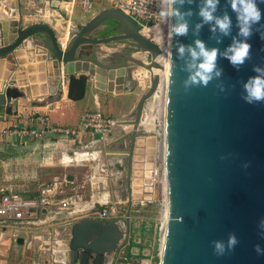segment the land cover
Returning <instances> with one entry per match:
<instances>
[{"label": "water", "instance_id": "95a60500", "mask_svg": "<svg viewBox=\"0 0 264 264\" xmlns=\"http://www.w3.org/2000/svg\"><path fill=\"white\" fill-rule=\"evenodd\" d=\"M257 3L264 13V3L260 0ZM188 7L193 13L198 10L196 3L184 6L185 9ZM225 10L232 18L231 35L235 36L238 32L235 14L228 7L227 0H220L217 14ZM109 20L114 21L115 34L91 38L90 33ZM198 22L199 18L193 15L189 34L169 41L168 54L171 49L175 66L170 69L168 59L165 60L168 75L162 173L159 171L156 178L148 179L141 187L147 201L152 196L161 198L158 190L162 185L165 191L167 225L158 264H264V255H257L253 249L256 244L264 249V237L259 227V221L264 219V103L244 102L240 86V82L255 75L252 71L254 65L264 66V39L254 28L247 41L251 44V59L239 70L226 58L218 59L226 92L220 93L215 87L217 81H213L206 88H192L186 93L182 87L186 73L180 71L183 61L176 59L175 46L177 42L185 45L193 43L192 26ZM260 23L264 24V16ZM52 27L32 24L17 29L14 41L0 46V110L5 109L7 114L11 113V101L23 95L46 96L48 100L58 98L65 82L67 98L81 100L88 78L95 76L94 71L88 68L87 61L93 62L90 58L84 62L83 68H78L76 50L82 44L97 46L114 41H132L141 52H146V48L153 53L164 54L137 30L128 16L115 8L100 11L74 34L68 35L65 46L60 42L64 32L59 31L58 35ZM40 34L45 36V42L28 50L20 48L27 38ZM210 37L209 26L204 25L198 38L207 46L223 51L231 43V36L223 37L220 44ZM61 64L65 66L63 72L60 71ZM92 64L104 71L109 69L94 62ZM128 67V63L123 62L114 68H123V76L127 74L124 68ZM78 72L81 74L75 77ZM12 73V79L19 88H5ZM122 76L120 85H123ZM28 84L30 87L24 88ZM131 84L134 85L133 82ZM129 89L125 88L126 91ZM154 90L155 80L150 81V87L132 109L134 119L118 122L119 126L132 127L131 146L139 136L137 131L144 104ZM110 91L113 92V89ZM245 164L247 167L243 166ZM161 177L162 182H159ZM128 192L130 198L133 197L132 186ZM129 230L128 217L124 228L119 222L91 217L74 222L70 229L71 263L104 264L106 254H113L120 245H126L123 243ZM229 233H234L239 241L234 250L223 256L214 255L211 242L226 241ZM122 247L112 264L123 251ZM128 254L138 256L130 250Z\"/></svg>", "mask_w": 264, "mask_h": 264}, {"label": "crops", "instance_id": "0c3cea01", "mask_svg": "<svg viewBox=\"0 0 264 264\" xmlns=\"http://www.w3.org/2000/svg\"><path fill=\"white\" fill-rule=\"evenodd\" d=\"M109 8H112V6L105 0H95L93 10L88 14L83 13L76 2L69 5L59 3L40 4L33 0H0V46L12 43L16 37L15 32L17 29H24L32 24L53 25L52 28L57 34L59 31L65 32L63 42V46H65L68 35L70 37L80 26L89 22L100 11ZM113 22V20H109L98 27L93 31L97 35L91 36V38H102L107 36L108 33L110 35L115 34L113 33ZM44 38L43 34L27 38L20 48L28 50L35 44L45 42ZM99 49L107 51L108 54L105 57L111 58V64L115 62L114 49L82 44L76 50V58L79 60L77 63L79 62L80 66L73 63L74 66L83 68L84 62L89 58L99 66H103L102 59H104V55L98 52ZM93 62L87 61L89 70H93L95 76L88 78L84 97L81 100L72 101L67 98V82L63 83L60 96L52 100H48L46 96L30 97L23 95L11 101L10 114H7L5 109L0 110V132L13 126L39 127L36 118L40 116L46 117L49 125L67 127L77 126L82 114L86 111L99 110L106 116L105 113H109L115 120L127 116L140 97L130 94L134 91L130 81L120 85L123 69L114 68L115 65H111L108 70L104 71L101 67L92 64ZM64 70L65 66L61 64L60 71L63 72ZM79 74L81 72L76 73L75 77ZM12 78L13 73L8 78V85L5 88H19ZM113 85H120V91H110ZM28 87H30V84L24 86V88ZM126 87L130 88L129 94H126ZM126 101L130 106L123 108V103ZM120 127L113 129L104 140H110L111 143H114L116 129ZM30 141L34 143L32 142L31 145ZM94 141L96 142V140L91 141V138L85 134L76 138L46 136L41 140L29 139L23 143L0 137V194L18 193L26 197H33L39 195L40 191L47 185L52 184V187L45 193L47 203L43 205L35 223L13 226L0 225V264H25V262H27L26 264L29 262L30 264H72L69 250L71 225L68 228V224H64L61 220L73 215L88 218L103 209L101 196L93 193L89 196L88 201H83L84 195L81 192V188L87 182L91 191L98 188L99 182H97L96 177H93L96 174L94 168H92L91 174H86L82 180H79L75 174L79 160L84 154H80L76 150L77 148L73 149V147L80 144L88 148L93 145ZM49 142L52 145L67 146L65 148L68 149V157L66 158L63 154L57 157V164L67 163L71 173H74L66 175L64 179L54 177L51 182L42 184L38 188L39 174L41 170H44L41 168L43 162L39 161V149L41 146L49 147ZM91 153H86L87 159L94 158V152L91 151ZM55 163L52 154V158L48 161V167H53L52 165ZM30 190H34L33 195L28 194ZM66 191L71 192L68 194L69 196L65 194ZM63 202L66 203V207H62ZM98 207L100 208L98 209ZM60 228H64L65 232H62L66 233L64 237ZM52 239L53 242H51ZM132 239L130 235L129 240L132 241ZM134 242L139 243L140 238H136V241L133 240ZM36 245H38L37 248H35ZM128 245L127 253L129 250L137 253V257H141L138 259L141 264H151L153 260L155 261L158 258L155 242L151 245V242L145 240L141 247ZM26 256L30 261L25 260ZM37 256H43L44 260L40 263L36 260ZM77 262L75 261L73 264H78Z\"/></svg>", "mask_w": 264, "mask_h": 264}, {"label": "rangeland", "instance_id": "374dc122", "mask_svg": "<svg viewBox=\"0 0 264 264\" xmlns=\"http://www.w3.org/2000/svg\"><path fill=\"white\" fill-rule=\"evenodd\" d=\"M111 9V8H110ZM97 34L94 32L90 33V36H96ZM110 33L107 34L109 36ZM106 37V36H105ZM160 45V44H159ZM97 46H104L108 49H114L117 52H113L114 63L111 64L110 57H105L107 55V51L98 50L104 55V59H102V65L106 67H111V65H120L123 62L130 66V68H124L127 74L122 76L123 84L126 81L133 82V92L130 94L135 95L136 97H141L144 92L150 87V72L143 68H139L135 66L132 62V59L141 63H152V56L146 52H141L136 47V43L132 41L123 42V41H114L106 44H101ZM113 51V50H112ZM132 57V59H131ZM106 58V59H105ZM130 58V59H129ZM128 61V62H127ZM133 64V66H132ZM125 92V91H124ZM129 91L126 92V94ZM160 92V91H159ZM129 94V93H128ZM158 90L155 93L154 97H152L146 104L145 109L142 113V118L144 121H148L150 125L145 127L143 125L144 121H141L140 128L138 129L139 136L135 139L134 145L131 146V138L130 134L133 129L129 125L121 126L117 128L115 132V142L111 143L110 140H99L94 139L92 144L88 148L83 147L80 144H76L73 149L79 151L80 154H84L80 160L79 165H77V170L75 174L78 176L79 180L84 179V176L90 175L92 168L95 170V175L93 177L97 178L98 188L95 191H91L89 183H85L84 187L81 188V192L84 195L83 201H88L89 196L93 193L102 197V208L108 212V218L106 220H111L114 222L120 223V225L124 228V223L128 217L129 220V235L128 238L124 239V243L126 245H120L125 253H127V248L129 245L140 246L145 243V240L151 242V245L157 244V236L156 230L159 225V222L162 221L161 216V204L163 199L158 198L157 196H152L150 200H145L141 198L140 195H132L129 196V188L132 186V192L139 191L140 186L147 182L148 179H153V174L158 167L157 156L154 152L153 145L155 144V134L157 128H154L156 113H161L165 110V100L160 103ZM123 108L128 107V102L123 103ZM130 106V105H129ZM134 108V107H133ZM132 108V109H133ZM131 110L127 116H124L120 120L124 121H132L135 116ZM107 116L111 117L109 113H105ZM112 118V117H111ZM141 118V119H142ZM118 120V121H120ZM142 126V127H141ZM152 126V128H149ZM149 129V130H148ZM142 139V140H141ZM93 139H91L92 141ZM33 141H30L32 145ZM50 144V142H49ZM67 147L66 145H52L41 146L39 149V161L43 162L41 168L44 170L40 171L39 174V182L38 188L42 184L49 183L53 180L54 177H58L60 179H64L66 175L73 174L69 169V165L67 163L57 164V157L62 156V154L67 158ZM91 151L94 152V158L87 159L86 153ZM149 151V152H148ZM120 153V154H119ZM52 154L54 155L55 164L53 167H48V161L52 158ZM50 158H49V157ZM63 156V157H64ZM56 157V158H55ZM81 164H85L82 165ZM88 164V165H87ZM48 167V168H47ZM90 167V168H89ZM160 167V166H159ZM158 167V168H159ZM147 171V172H146ZM130 172V176L128 178V173ZM159 172V170H158ZM132 184V185H131ZM139 187V188H138ZM34 190L28 191V194H34ZM71 193L70 191H66L65 194ZM97 207V205H96ZM100 207H98L99 209ZM129 210V211H128ZM164 215V212H163ZM82 219L81 215H73L66 218H63L61 221L64 224H68V228L74 222ZM119 219V220H118ZM61 224V225H64ZM61 233L65 232L64 228H60ZM54 232V231H53ZM63 234V235H62ZM61 235L64 237L66 233H62ZM133 238L132 241L129 240V236ZM55 236V235H53ZM52 236V237H53ZM136 238H140L139 243H133V240L136 241ZM38 241V240H37ZM41 241V240H40ZM53 242V239L52 241ZM38 245L35 246L37 248ZM157 246V245H156ZM158 247V246H157ZM119 248L112 254L111 262L112 264ZM127 255L131 257L128 253ZM134 260L140 259L141 257H131ZM26 261H30L28 256H26ZM37 261L40 263L44 260L43 256H37ZM35 261V262H37ZM158 260H153L151 264H158ZM27 262H25L26 264ZM30 264V262L28 263ZM91 264V263H90Z\"/></svg>", "mask_w": 264, "mask_h": 264}, {"label": "clouds", "instance_id": "9594fccd", "mask_svg": "<svg viewBox=\"0 0 264 264\" xmlns=\"http://www.w3.org/2000/svg\"><path fill=\"white\" fill-rule=\"evenodd\" d=\"M264 3V0H260ZM196 3L197 11L193 13L191 7L184 8ZM220 0H159L157 15L159 23L155 26L159 29L161 36L164 34L165 26L167 37L172 41L174 37L187 36L190 29V20L193 15L199 18V22L192 26V34L195 37L192 44L185 45L177 42L175 46V57L183 61L180 71L186 73L182 81L183 90L187 93L192 88L208 87L213 81H217L215 87L220 93L226 92V87L221 80L223 70L218 67V59L226 58L230 64L239 70L251 59V44L247 41L252 36L254 28L264 39V24H261L262 13L257 0H227V5L235 14L238 32L232 36L233 21L227 10L218 13ZM183 9V10H182ZM204 25L209 26L211 39L216 44L222 43L223 37L231 36V43L221 51L218 47H209L199 39L200 30ZM258 26V27H256ZM170 69L174 65L171 49L168 54ZM254 76L240 82L242 89L241 99L248 104L264 103V66H253ZM230 87H234L231 85ZM224 157H221L223 159ZM247 167V164L243 165ZM261 235L264 237V219L259 221ZM234 233H229L227 240H213L211 242L213 253L223 256L234 250L238 244ZM257 255H264V249L259 244L253 246Z\"/></svg>", "mask_w": 264, "mask_h": 264}, {"label": "built area", "instance_id": "2783aa9c", "mask_svg": "<svg viewBox=\"0 0 264 264\" xmlns=\"http://www.w3.org/2000/svg\"><path fill=\"white\" fill-rule=\"evenodd\" d=\"M36 3H59L69 4L77 3L83 13H91L95 0H33ZM109 2L112 8L121 11L128 16L138 29H149L155 27L160 20L157 15L159 0H105ZM166 86V84H165ZM160 90L158 89V93ZM165 99V97H164ZM165 104V102H164ZM154 128H157L155 136V144L153 150L157 156V161L162 160L164 155V114L156 113ZM39 127L13 126L3 129L0 137L12 140L14 142H25L29 139L41 140L46 136L60 138H76L81 135H88L91 139L104 140L105 137L116 127H119V121L104 115L101 111H86L82 114L80 121L75 127L49 125L47 118L40 116L36 118ZM158 168V167H157ZM162 169V167H161ZM158 169L153 174V179L157 177ZM160 180V178H158ZM162 182V181H160ZM52 187L47 185L42 189L39 195L26 197L18 193H2L0 194V225H23L33 224L38 220L40 211L47 203L45 193ZM62 207H66L63 202ZM167 206L163 199L161 204L162 221L156 230L157 236V256L160 255L161 233L164 226L163 212H166ZM93 219L106 220L108 212L102 209L89 216ZM114 264H141L137 260L132 259L125 252H120Z\"/></svg>", "mask_w": 264, "mask_h": 264}, {"label": "bare ground", "instance_id": "6f19581e", "mask_svg": "<svg viewBox=\"0 0 264 264\" xmlns=\"http://www.w3.org/2000/svg\"><path fill=\"white\" fill-rule=\"evenodd\" d=\"M162 27L164 28V31H165L163 36H161V33H160L159 29H157L156 27H152V28L144 29V30L143 29H138V31L144 37H146L153 44H155L156 46H158L160 49H162L164 51V54L162 55V54L153 53V52L147 50L146 48H144V50L147 53L152 54V56L154 58L153 63L146 64V63H141V62L135 61L133 59L134 60L133 62L135 64V66L137 65L139 68H143V69L147 70L148 72H150V81L155 80V90H154L153 94L149 97V99L145 102L144 109H145V106H146L147 102L152 97H154V95H155V93L157 92L158 89L160 90V94L158 96L159 100H160V103H162L163 100H165L164 99V97H165V84H166L167 75H168V69H167V67L165 65V60L168 57L169 39L167 37V33H166L167 29H166V27L165 26H162ZM124 29L129 31V29L127 27H124ZM64 38H65V32H64V35L60 36V42L61 43L64 42ZM119 69H123V68H119ZM119 86L120 85H113V86H111V88L113 89V91L118 92V91H120V87ZM143 119L144 118H142L141 121H144ZM143 125L145 127H148L150 125V123L148 121H144ZM139 128H140V125H139ZM149 128H152V126H150ZM158 167H159V171L162 173V169H161L162 160L158 161ZM160 181H162V177L160 178ZM140 187H142V186H140ZM158 193H159L158 196L165 200V191H164L163 185L158 190ZM135 194L136 195H140L141 197H143L144 190L141 188L137 192L133 191L131 196L135 195ZM165 202H166V200H165ZM163 220H164V226H163L162 233H161L160 252L162 251V244L164 243V237H165V234H166L167 210H166V212H164ZM111 258H112V253L111 254H106L105 255V263L104 264H110Z\"/></svg>", "mask_w": 264, "mask_h": 264}, {"label": "trees", "instance_id": "16d2710c", "mask_svg": "<svg viewBox=\"0 0 264 264\" xmlns=\"http://www.w3.org/2000/svg\"><path fill=\"white\" fill-rule=\"evenodd\" d=\"M156 258V257H155ZM155 260H158V258H156Z\"/></svg>", "mask_w": 264, "mask_h": 264}]
</instances>
